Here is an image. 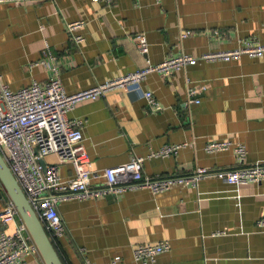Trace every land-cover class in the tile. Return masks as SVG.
<instances>
[{"label":"crops","instance_id":"0c3cea01","mask_svg":"<svg viewBox=\"0 0 264 264\" xmlns=\"http://www.w3.org/2000/svg\"><path fill=\"white\" fill-rule=\"evenodd\" d=\"M81 19L73 41L68 21ZM189 34L182 37L185 31ZM144 33L141 53L134 36ZM244 37L264 43V0H114L109 7L93 0H0V79L17 89L49 77L40 62L45 44L57 56L64 88L74 92L184 52L238 47ZM188 84H205L199 102L187 99ZM151 90L161 109L149 111L144 91ZM83 119V143L94 172L93 186L103 184L105 167L143 157L149 175L188 174L197 167L222 170L238 166L231 149L206 152L211 139L240 141L245 165L264 163V53L232 60H203L168 76L148 73L127 89L84 99L68 112ZM186 142L167 156L153 154L163 145ZM46 162L57 161L55 154ZM60 174H73L69 162ZM0 211L8 196L3 191ZM65 231L52 242L63 264H139L132 249L167 240L168 251L152 264H264V179L235 185L217 176L196 185H174L153 193L135 187L114 194L57 203ZM14 222L0 224L12 231ZM24 264H46L27 254Z\"/></svg>","mask_w":264,"mask_h":264},{"label":"built area","instance_id":"2783aa9c","mask_svg":"<svg viewBox=\"0 0 264 264\" xmlns=\"http://www.w3.org/2000/svg\"><path fill=\"white\" fill-rule=\"evenodd\" d=\"M43 1V0H36ZM111 6L114 0H93ZM84 21L76 19L66 23L69 37L81 42L84 37L76 32ZM185 31L182 37L189 34ZM134 40L138 50L146 53L148 42L144 33H137ZM264 53V43L255 37H244L238 47L224 51H207L196 57L189 53H176L158 62L147 60L145 66L107 79L90 87L68 92L59 75L57 56L48 43L45 44L40 62L46 64L49 77L44 82L33 80L30 84L17 89L10 88L0 79V153L10 171L23 190L50 239L63 235L64 223L57 203L66 198H89L98 195L118 194L135 187H147L158 193L174 185H196L205 176L220 177L225 182L235 185L259 182L264 179V163L245 165L246 147L240 141L230 139H211L204 145L206 152L212 153L231 149L238 161V166L222 170L197 167L188 174L153 176L143 172V157L134 156L128 161L108 166L103 169V184L93 186L91 178L94 172L83 143V119L70 118L68 112L77 102L84 99H97L111 89H127L129 85L139 83L150 72L168 76L174 71L203 60H232L246 54L251 57ZM206 89L205 84H188L187 99L199 102L198 93ZM146 106L149 111L161 109L151 90L144 91ZM186 142L163 145L153 154L167 156L186 145ZM55 154L57 161L46 162L45 157ZM44 159L45 166L41 164ZM69 162L73 174L64 178L60 174V164ZM14 222L12 231H0V264H24L27 254H38L39 249L32 239L25 223L21 220L13 202L8 198L0 211V224ZM264 227V216L257 220ZM167 240L153 243H141L133 247L132 257L139 264H152L157 255L168 251ZM116 259L103 263L86 260L85 264H117Z\"/></svg>","mask_w":264,"mask_h":264},{"label":"water","instance_id":"95a60500","mask_svg":"<svg viewBox=\"0 0 264 264\" xmlns=\"http://www.w3.org/2000/svg\"><path fill=\"white\" fill-rule=\"evenodd\" d=\"M43 167L45 166L44 159L41 160ZM0 186L5 194L15 205L21 220L27 226L33 241L39 249V253L42 256L46 264H63L52 240L48 236L47 232L42 226L39 218L34 212L33 208L29 204L23 190L18 184L17 180L10 171L6 161L0 153ZM109 194V197H112ZM2 192L0 191V198Z\"/></svg>","mask_w":264,"mask_h":264}]
</instances>
